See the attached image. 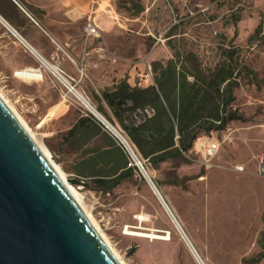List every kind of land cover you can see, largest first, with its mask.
Wrapping results in <instances>:
<instances>
[{
    "label": "rangeland",
    "instance_id": "obj_1",
    "mask_svg": "<svg viewBox=\"0 0 264 264\" xmlns=\"http://www.w3.org/2000/svg\"><path fill=\"white\" fill-rule=\"evenodd\" d=\"M17 1L39 26L33 24L43 27L44 13L27 0ZM64 14L71 23L63 26V31L68 28L70 35L83 33L89 22L101 28L102 38L91 46L103 51L93 53L87 66L79 62L71 70L63 69L78 79V68L86 67L81 87L97 109L96 98L105 81L111 84L109 88L128 79L151 85L154 65L167 63L176 53L194 54L205 69L221 62L226 51H234L239 54L238 64L254 72H243L234 91L233 108L243 121L231 122L222 132L201 135L220 144L209 166L194 149L157 168L141 157L204 264H247L264 256V179L257 175L256 162L264 154V0H71L67 8L54 7L51 18L60 21ZM75 18L80 19L74 22ZM35 60L0 22V93L69 180L81 182L71 185L83 196L86 209L123 264H198L157 196L134 170L110 187L105 182L111 183L115 177L76 173L84 167L82 152L63 151L61 140L44 139L48 120L55 118L51 110L59 103H72L73 112L58 127L93 115L63 99L53 75L41 63L38 68L44 80L27 81L17 76ZM101 126L125 152L119 140ZM114 127L129 141L124 131ZM99 148L102 144L97 141L89 144L86 158L95 156L92 152ZM126 161L129 168L128 158ZM102 164L98 169L111 173L112 166ZM239 165L245 167L244 173L235 171ZM141 234L165 239L137 236ZM258 264H264V259Z\"/></svg>",
    "mask_w": 264,
    "mask_h": 264
},
{
    "label": "water",
    "instance_id": "obj_2",
    "mask_svg": "<svg viewBox=\"0 0 264 264\" xmlns=\"http://www.w3.org/2000/svg\"><path fill=\"white\" fill-rule=\"evenodd\" d=\"M0 264H123L1 93Z\"/></svg>",
    "mask_w": 264,
    "mask_h": 264
},
{
    "label": "trees",
    "instance_id": "obj_3",
    "mask_svg": "<svg viewBox=\"0 0 264 264\" xmlns=\"http://www.w3.org/2000/svg\"><path fill=\"white\" fill-rule=\"evenodd\" d=\"M224 55L215 66L201 69L194 54L176 53L167 63L154 65L153 85L132 87L122 80L113 91L104 92L115 122L155 168L189 153L201 135L222 132L231 122L243 121L233 108L234 91L243 72H254L238 64L236 52L226 51ZM149 110L151 113H147ZM118 183L105 184L114 187ZM263 259L259 255L247 264Z\"/></svg>",
    "mask_w": 264,
    "mask_h": 264
},
{
    "label": "crops",
    "instance_id": "obj_4",
    "mask_svg": "<svg viewBox=\"0 0 264 264\" xmlns=\"http://www.w3.org/2000/svg\"><path fill=\"white\" fill-rule=\"evenodd\" d=\"M27 1V3L32 5L34 9L40 10L44 13L42 22L45 26L36 27L13 0H0V16H2L10 26L21 33V38L23 37L24 41H26L35 52L32 54L33 52L31 51V54L34 55L38 62L35 60V64H31L26 68L40 69L41 67L38 68L39 63L43 65L42 62H48L52 65L59 66L64 70H71L73 69L72 66L77 67L76 64L79 62H82V64H86L85 66H87V61H89V57L93 55V53L99 54L103 51L102 47L91 46L95 41L102 38V34L101 38H87L85 31L77 36L70 35L68 28L67 31H63V26L68 27L71 23V20L65 14L60 21L51 18L54 7L62 9L67 8L70 6L71 0ZM82 1L84 2V0ZM78 19L80 18H75L74 22ZM57 27L60 29L62 28V31L57 30ZM84 65L83 67L86 70ZM126 81L132 87L138 86L141 88H147L154 84L143 86L141 82L136 83L133 79H128ZM120 82L121 81L115 83L112 88H109L111 84H105V81L102 86V92L98 93L96 98L99 108L97 109V107L95 108V106H93L105 119L107 118L109 120L106 119L109 124L118 126L123 131L119 124L115 122L113 108L109 106L103 97L104 92L113 91L115 86ZM52 111H55L54 116H52L55 118L48 120V123L45 126L44 139L49 142H52V140H55V142L61 140L60 148L63 151H75L76 153L82 152L84 167L81 170H78L76 172L77 174L83 177L95 178L115 177V180L112 182L118 180V184H120L123 177L126 175L125 174L121 177V174L123 175L124 171H129V168H124L127 164V155L115 142L113 137L103 130L97 118L94 116H80L79 118H75L73 123L69 126L64 125L63 127H58L62 125V122L68 121L72 117L73 105L68 101H64L54 106L51 112ZM147 113H151L150 110L147 111ZM48 117H51L50 114ZM96 141L97 143L99 142L102 144V148L93 151L92 153L95 154V156L87 159L86 156L90 153L85 149L88 148L89 144ZM101 162L112 166L111 173L103 174L104 172H101L102 168L98 169L99 165L102 164Z\"/></svg>",
    "mask_w": 264,
    "mask_h": 264
},
{
    "label": "built area",
    "instance_id": "obj_5",
    "mask_svg": "<svg viewBox=\"0 0 264 264\" xmlns=\"http://www.w3.org/2000/svg\"><path fill=\"white\" fill-rule=\"evenodd\" d=\"M13 1L30 18L32 23H34L36 26H39L38 22L25 10V8L17 0H13ZM84 31L87 38L90 37L101 38V28L95 22L89 23ZM55 68H56L55 74L53 73L51 74L53 75L57 85L60 87L62 91L63 99L74 101L81 107L85 108L87 111H88L87 107L89 106L91 108H94L90 97L81 87V83L83 82V79L86 76L85 68H78L79 71L78 79L71 77L59 66H55ZM88 113L93 115L89 111ZM100 123L105 128H107L102 122ZM110 126H112L114 129H117L111 124ZM108 131L113 135V133L109 129ZM125 141H126V145L122 144L121 142L120 143L122 144L125 153L127 154V158L129 160V165H128L129 169L134 170L135 173L139 177H141L148 184L149 187L152 186L156 187L154 179L149 172V166L147 165V162L142 159L141 154L131 142H129L127 139H125ZM219 150H220V144L214 139L210 140L208 138L199 139L194 146V151L198 155H200L204 165L206 166H209L210 163L215 159ZM256 162H257V175L260 178L264 179V154L259 155L256 158ZM235 171L238 173H244L245 167L241 165L236 166Z\"/></svg>",
    "mask_w": 264,
    "mask_h": 264
},
{
    "label": "bare ground",
    "instance_id": "obj_6",
    "mask_svg": "<svg viewBox=\"0 0 264 264\" xmlns=\"http://www.w3.org/2000/svg\"><path fill=\"white\" fill-rule=\"evenodd\" d=\"M0 22L4 25V27L11 33L13 34L23 45L24 47L32 54H34V50L33 48L26 43V41H24V38L22 39L20 34L12 27L10 26L3 18L2 16H0ZM32 51V52H31ZM43 65L46 67V69L48 71H50L51 73L55 74L56 72V68L55 65H52L50 63H46V62H42ZM17 76L21 77L24 80L27 81H32V80H43L44 74L42 69H37V68H29V69H24L20 72L17 73ZM3 96V95H2ZM7 101V100H6ZM8 102V101H7ZM13 109V108H12ZM88 111L91 112L100 122H102L115 136V138H117L119 140V142H121L122 144L126 145V141H125V137L117 130L114 129L112 126H110V124L108 123V121L95 109V108H91L90 106L87 107ZM14 112L17 114V112L15 111V109H13ZM18 115V114H17ZM19 116V115H18ZM20 117V116H19ZM21 121L25 124V126L29 129V131L31 132V134L35 137V139L38 141L41 149L43 150V152L45 153V155L48 157V159L50 160V162L53 164V166L55 167L56 171L58 172V174L60 175V177L63 179V181L65 182V184L68 186L69 190L78 198V200L80 201V203L82 204L83 208L88 212V214L91 216V214L89 213V211L86 209L85 206V202L83 199V196L70 184L69 182V178L64 174V172L62 171V169L60 168V166H58L52 159L51 153L49 152V150L43 146V144L40 143V141L37 139L36 135L31 131V129L28 127V125L25 123V121L20 117ZM152 189V191L154 192V194L157 196L158 200L161 202V204L163 205L164 209L166 210V212L168 213V215L171 217V219H173L174 213L172 211H170V209L168 208V205L166 204L165 200L163 199V197L160 195V191L157 189V187H150ZM91 218L93 219V217L91 216ZM176 218V217H175ZM94 221V219H93ZM95 222V221H94ZM96 224V223H95ZM97 225V224H96ZM180 225V224H179ZM97 227L99 228V226L97 225ZM100 230V229H99ZM103 234V233H102ZM137 236H141L144 238H148V239H165L164 237L161 236H156V235H152V234H144V235H137ZM105 237V236H104ZM106 239V237H105ZM107 240V239H106ZM188 239L185 240V242L187 243L189 249L191 250L192 254L194 255L195 259L197 260L198 264H204L202 262V260L200 259V256L198 255V253L196 252L195 248L191 245L190 241ZM112 248V247H111ZM113 249V248H112ZM114 251V249H113ZM115 252V251H114ZM115 254L117 255V253L115 252ZM117 257L119 258V256L117 255ZM120 259V258H119ZM121 261V259H120ZM122 262V261H121ZM123 263V262H122Z\"/></svg>",
    "mask_w": 264,
    "mask_h": 264
}]
</instances>
